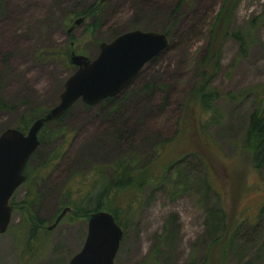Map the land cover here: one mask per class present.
Masks as SVG:
<instances>
[{
    "label": "rangeland",
    "instance_id": "374dc122",
    "mask_svg": "<svg viewBox=\"0 0 264 264\" xmlns=\"http://www.w3.org/2000/svg\"><path fill=\"white\" fill-rule=\"evenodd\" d=\"M218 1L103 0L95 17V30L87 25L94 18L85 16L69 33L66 28L76 17L72 11L96 0H4L0 17V94L12 107L0 108V131L14 126L29 107L44 113L54 105L66 76L74 69L61 65L55 57L37 59L36 51H64L73 42L74 51L93 57L101 41L135 27H167L171 39L169 47L154 60H148L134 80L114 95L115 104L101 99L86 106L77 99L63 116L70 133L68 143L61 158L38 184L40 197L36 206L45 220L44 226L57 216L61 190L71 173L87 172L92 165L107 166L128 152L139 154L142 160L159 152L158 164H162L194 149L207 156L216 190L208 192L203 204L221 205L228 222L240 220L243 229L247 228L248 219L254 221L264 200V162L259 169L253 166L242 138L252 96L225 95L227 91L234 93L264 82V0H237L232 24L242 26L246 19L257 14L260 17L251 32L246 56L236 57L237 42L231 37L224 40L221 66L212 79L213 88L220 93L213 102L220 117L208 125L209 134L204 137L197 129L194 131L195 121L204 120L208 113L201 114L200 106L188 94L204 49V23L217 9ZM191 27H196L198 33L187 36ZM147 82H151L150 88L146 87ZM184 103L186 112L182 110ZM62 140L58 136L39 145L32 165ZM162 141L168 147L156 150L154 146ZM173 189L167 176L143 186L122 231L114 264H185L190 255H196L195 264H201L209 238L204 226L206 210L196 192L172 194ZM24 192V184L16 188L13 202H18ZM121 204L124 206L125 200ZM23 215L22 209L13 207L9 228L0 233V264H23L18 262L21 244L17 228ZM125 218L122 212L121 219ZM164 225L171 229L170 233L163 231ZM86 228L84 217L61 218L52 229L39 232L36 254L24 264H67L83 244ZM253 233L243 254L239 253L240 242L229 252L228 264H264V231L257 237Z\"/></svg>",
    "mask_w": 264,
    "mask_h": 264
},
{
    "label": "trees",
    "instance_id": "16d2710c",
    "mask_svg": "<svg viewBox=\"0 0 264 264\" xmlns=\"http://www.w3.org/2000/svg\"><path fill=\"white\" fill-rule=\"evenodd\" d=\"M3 2L4 0H0V17ZM218 2L217 9L204 23L206 27L204 49L196 65V80L188 94L200 106L201 114L204 112L208 113L204 120L197 118L195 121L194 131L196 132L197 129L204 137L209 134L207 131L208 125L216 123L220 117L218 108L213 105V102L220 96V93L213 88L212 79L219 72L221 66L220 57L224 40L227 37H231L237 42L238 50L236 57L246 56L251 47V32L257 26V21L260 17L257 14L246 19L245 25H234L232 22L237 0H219ZM100 5L101 1L96 0L95 3L83 9H74L71 14L94 18L93 22L87 25L91 27V30H95L98 25V19L95 17L100 9ZM158 31L167 35V38H169V45L167 47H169L171 39L168 35V28L164 27ZM196 33H198L196 27H191L187 36ZM65 52V49L63 51L59 48H51L46 51L44 49L38 50L34 55L37 59L55 57L61 65L73 67L68 62ZM156 56L150 60H154ZM145 85L148 88L152 86L151 82H147ZM249 95L252 96L253 104L252 109L247 114L242 138H244V146L249 150L250 161L256 169H259L264 162V82L249 86L247 89L237 90L234 93L227 91L225 96L238 98L239 96ZM114 99V95H112V97L103 98V101L107 104H115ZM185 103L182 110L186 112L188 108ZM84 104L88 106L85 102ZM9 107H12V105H7L0 94V108L9 109ZM70 107L66 109L63 115L44 124L37 133L39 139L38 146L41 144L45 145V143L54 140L58 136L63 137V140L61 143L56 144V147L45 155L40 162L32 165L31 162L35 160V157L37 158V146L28 157L23 169L25 173L23 181L25 185L24 196L18 202H13L12 196L9 201L12 208L19 207L24 213V217L17 224L19 243L21 244L18 262H22L23 264L29 263L31 256L36 254L34 247L39 243V232H44L46 229L44 226L45 220L37 213L36 204L40 197L38 184L47 171L61 158L60 156L64 152V145L68 143L70 133L66 130V124L63 123L62 119ZM41 114L38 108L29 107L17 118L14 126L19 130L25 131L32 122V119ZM178 121L180 124L182 118H179ZM168 145H166V141H162L159 142V146L154 147L160 151L162 147H168ZM197 148L199 147L197 146ZM198 150L186 151L182 155L177 154L171 157L168 163L163 162L162 164H158V151V155L155 154L146 160H142L139 154L128 152L125 153L126 155L115 158L107 166L92 165V169L87 172L71 173L64 184V189L61 190L56 212L65 206H69L70 210L63 217L67 216L70 220L84 217L87 220L89 212L96 209H106L113 214L115 221L124 229L126 221L132 215L131 208L135 204V198L142 191L143 186L163 181L167 176L172 185L174 184L172 194H182L184 191L196 192L195 196L206 210L204 226L206 235L209 238L205 241L204 258L201 264H228L227 257L229 252L233 251L238 242L242 244L241 248H239V253L243 254L242 251L247 245L252 232H254L253 234L256 232L255 235L257 237L264 231V200L254 221H249L250 219H248L246 229L241 227L240 220L228 222L227 213L221 205L213 207L212 205L206 206L203 204L208 192L216 190L209 174L210 162H208L207 156ZM107 167L108 169H106ZM122 200H125L124 206L121 204ZM122 212L126 215L125 221L121 219ZM163 231L170 233L171 229L164 225ZM195 263L196 255H190L185 264Z\"/></svg>",
    "mask_w": 264,
    "mask_h": 264
},
{
    "label": "water",
    "instance_id": "95a60500",
    "mask_svg": "<svg viewBox=\"0 0 264 264\" xmlns=\"http://www.w3.org/2000/svg\"><path fill=\"white\" fill-rule=\"evenodd\" d=\"M82 20V16H76L66 31L70 33ZM168 45L169 38L161 31L132 28L109 41H101L93 57L74 51L73 42L66 47L67 60L74 69L66 76L58 101L33 118L25 131L15 126L0 131V233L11 222L13 208L9 201L16 188L24 183V166L39 144L37 133L44 124L63 115L77 99L89 105L120 93L145 63ZM69 210V206L63 207L46 229L55 227ZM86 225L83 244L67 264H114L122 237L121 225L106 209L89 212Z\"/></svg>",
    "mask_w": 264,
    "mask_h": 264
},
{
    "label": "flooded vegetation",
    "instance_id": "af4514ba",
    "mask_svg": "<svg viewBox=\"0 0 264 264\" xmlns=\"http://www.w3.org/2000/svg\"><path fill=\"white\" fill-rule=\"evenodd\" d=\"M65 50H66V49H65ZM60 210H61V209H60ZM60 210H59V211H60ZM59 211H58V213H59ZM58 213H57V214H58ZM57 214H56V215H57Z\"/></svg>",
    "mask_w": 264,
    "mask_h": 264
}]
</instances>
